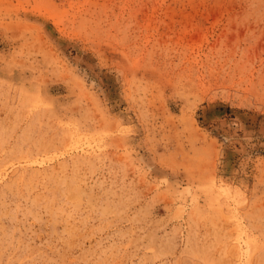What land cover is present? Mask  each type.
<instances>
[{"label":"rangeland","instance_id":"374dc122","mask_svg":"<svg viewBox=\"0 0 264 264\" xmlns=\"http://www.w3.org/2000/svg\"><path fill=\"white\" fill-rule=\"evenodd\" d=\"M0 264H264V0H0Z\"/></svg>","mask_w":264,"mask_h":264},{"label":"bare ground","instance_id":"6f19581e","mask_svg":"<svg viewBox=\"0 0 264 264\" xmlns=\"http://www.w3.org/2000/svg\"><path fill=\"white\" fill-rule=\"evenodd\" d=\"M225 128V127H224ZM211 148H213V147H211ZM214 151V150H213Z\"/></svg>","mask_w":264,"mask_h":264}]
</instances>
